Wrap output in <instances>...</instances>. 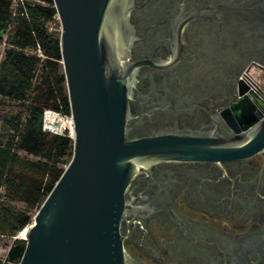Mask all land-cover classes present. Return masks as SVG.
I'll return each mask as SVG.
<instances>
[{
    "label": "flooded vegetation",
    "instance_id": "obj_1",
    "mask_svg": "<svg viewBox=\"0 0 264 264\" xmlns=\"http://www.w3.org/2000/svg\"><path fill=\"white\" fill-rule=\"evenodd\" d=\"M129 1L118 38L124 71L135 67L128 138L228 133L237 111L263 113L264 0ZM125 198L134 264H264V152L153 164Z\"/></svg>",
    "mask_w": 264,
    "mask_h": 264
},
{
    "label": "water",
    "instance_id": "obj_2",
    "mask_svg": "<svg viewBox=\"0 0 264 264\" xmlns=\"http://www.w3.org/2000/svg\"><path fill=\"white\" fill-rule=\"evenodd\" d=\"M71 116L73 155L25 230L19 264H134L121 225L132 180L161 162L214 163L264 152L263 113H235L228 133H165L128 138L135 67L119 45L129 0H53ZM2 34H0V38ZM247 88L241 93L245 94ZM249 102L247 96H244Z\"/></svg>",
    "mask_w": 264,
    "mask_h": 264
},
{
    "label": "trees",
    "instance_id": "obj_3",
    "mask_svg": "<svg viewBox=\"0 0 264 264\" xmlns=\"http://www.w3.org/2000/svg\"><path fill=\"white\" fill-rule=\"evenodd\" d=\"M56 23L53 0H0V98L21 108L0 114V237L12 240L0 264L20 263L26 240L17 236L73 155L68 134L43 130L45 111L71 115Z\"/></svg>",
    "mask_w": 264,
    "mask_h": 264
},
{
    "label": "built area",
    "instance_id": "obj_4",
    "mask_svg": "<svg viewBox=\"0 0 264 264\" xmlns=\"http://www.w3.org/2000/svg\"><path fill=\"white\" fill-rule=\"evenodd\" d=\"M241 80L248 84V75L243 73ZM249 85V84H248ZM250 92L256 93V89L250 85ZM43 130L52 135L68 134L71 138L74 134V123L72 116L62 115L55 111H45L43 115Z\"/></svg>",
    "mask_w": 264,
    "mask_h": 264
},
{
    "label": "rangeland",
    "instance_id": "obj_5",
    "mask_svg": "<svg viewBox=\"0 0 264 264\" xmlns=\"http://www.w3.org/2000/svg\"><path fill=\"white\" fill-rule=\"evenodd\" d=\"M51 28L53 31L61 30L60 23L58 20V24H52ZM6 40V36L3 38V43L0 45V59L4 54V41ZM21 108H19L15 103L9 102L7 100H3L0 98V114H16L20 112ZM1 119H0V128H1ZM17 207H22L20 204H16ZM17 238H20L19 235ZM11 239H5L0 237V263H2L5 259L6 252L8 250V245L11 243Z\"/></svg>",
    "mask_w": 264,
    "mask_h": 264
},
{
    "label": "bare ground",
    "instance_id": "obj_6",
    "mask_svg": "<svg viewBox=\"0 0 264 264\" xmlns=\"http://www.w3.org/2000/svg\"><path fill=\"white\" fill-rule=\"evenodd\" d=\"M19 237H20L21 239H24V238H25V231H22V232L20 233Z\"/></svg>",
    "mask_w": 264,
    "mask_h": 264
}]
</instances>
